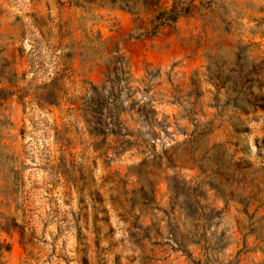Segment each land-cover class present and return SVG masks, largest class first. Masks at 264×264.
<instances>
[{
  "label": "rangeland",
  "instance_id": "374dc122",
  "mask_svg": "<svg viewBox=\"0 0 264 264\" xmlns=\"http://www.w3.org/2000/svg\"><path fill=\"white\" fill-rule=\"evenodd\" d=\"M217 2L0 0L2 264H264V0Z\"/></svg>",
  "mask_w": 264,
  "mask_h": 264
},
{
  "label": "trees",
  "instance_id": "16d2710c",
  "mask_svg": "<svg viewBox=\"0 0 264 264\" xmlns=\"http://www.w3.org/2000/svg\"><path fill=\"white\" fill-rule=\"evenodd\" d=\"M110 6H117L128 11L134 16V19H140L143 13L148 15V23L151 30L149 34H155L161 27L174 25L182 16H190L195 13L205 18L207 11L213 12L214 5H220L218 0H171L170 5H162L163 0H93ZM223 2V0H220ZM221 7V5H220ZM227 16V13H223ZM225 18V17H224ZM226 28H230L229 19H224ZM1 229V225H0ZM9 246L0 241V264L4 251H8Z\"/></svg>",
  "mask_w": 264,
  "mask_h": 264
}]
</instances>
